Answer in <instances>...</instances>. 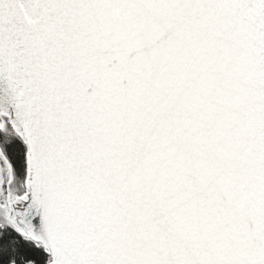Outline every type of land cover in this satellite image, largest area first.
<instances>
[{
  "label": "snow or ice",
  "instance_id": "6c2138e0",
  "mask_svg": "<svg viewBox=\"0 0 264 264\" xmlns=\"http://www.w3.org/2000/svg\"><path fill=\"white\" fill-rule=\"evenodd\" d=\"M0 264H264V0H0Z\"/></svg>",
  "mask_w": 264,
  "mask_h": 264
}]
</instances>
